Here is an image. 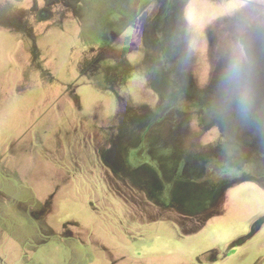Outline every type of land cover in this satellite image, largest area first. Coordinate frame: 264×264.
I'll return each instance as SVG.
<instances>
[{"label":"rangeland","instance_id":"rangeland-1","mask_svg":"<svg viewBox=\"0 0 264 264\" xmlns=\"http://www.w3.org/2000/svg\"><path fill=\"white\" fill-rule=\"evenodd\" d=\"M0 264H264V0H0Z\"/></svg>","mask_w":264,"mask_h":264},{"label":"clouds","instance_id":"clouds-1","mask_svg":"<svg viewBox=\"0 0 264 264\" xmlns=\"http://www.w3.org/2000/svg\"><path fill=\"white\" fill-rule=\"evenodd\" d=\"M243 57L238 56L234 58L225 68V73H224V79L225 82H230L235 80L241 71V65H242Z\"/></svg>","mask_w":264,"mask_h":264}]
</instances>
